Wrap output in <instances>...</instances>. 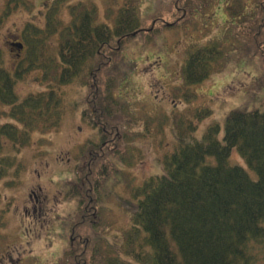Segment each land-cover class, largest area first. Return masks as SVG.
I'll return each mask as SVG.
<instances>
[{"label":"rangeland","instance_id":"374dc122","mask_svg":"<svg viewBox=\"0 0 264 264\" xmlns=\"http://www.w3.org/2000/svg\"><path fill=\"white\" fill-rule=\"evenodd\" d=\"M8 1L0 0L4 68L19 64L9 39L25 42L28 25L42 30L35 35L34 52L26 50L24 55L28 53V59L36 55L44 67L38 61L36 69L23 75L16 82V94L25 101L54 92L61 95L63 111L58 128L35 131L25 144L4 141L0 161H9L0 177V264H78L68 252L72 254L75 242L92 238V227L110 243L116 242L132 222L136 194L150 178L165 173V157L180 147L182 138L201 139L215 123L222 125L223 135L230 111L264 103V31L255 33L260 0H191L198 11L184 20L173 8L176 0H143L142 27L156 22L158 32L139 29L127 35L123 47L114 37V49H107L105 56L95 46L94 56L91 53L69 75L66 71L73 66L63 62L61 49L67 50L62 45L77 35L79 20L88 16L93 29L107 27L113 32L120 10H128L133 0H20L14 10ZM167 6L165 11L171 14L158 17V7ZM235 6L238 15L232 16ZM51 28L57 30L52 33ZM195 45H216L222 56L208 80L190 86L182 67ZM106 99L115 103L111 125L107 117H97ZM129 109L136 119H130ZM10 110L0 104V125L22 128L7 115ZM205 110L212 112L206 115ZM101 142L111 143L99 153L87 150L90 143ZM231 162L248 169L237 151ZM89 174L96 181H89ZM90 182L98 198L92 195ZM67 191V196L61 195ZM81 246L76 255L83 253L85 245ZM260 247H249L255 264H264ZM92 251L85 249L86 261L81 264H92Z\"/></svg>","mask_w":264,"mask_h":264},{"label":"trees","instance_id":"16d2710c","mask_svg":"<svg viewBox=\"0 0 264 264\" xmlns=\"http://www.w3.org/2000/svg\"><path fill=\"white\" fill-rule=\"evenodd\" d=\"M134 1L130 3L131 7L128 5V10H120L113 32L107 27L92 30L88 16L82 22L79 20L81 25L75 27L77 35L72 38L73 44H63L62 48L67 46V50L61 49L63 62L73 66V69L68 67L67 75L77 65L83 64L86 57L96 53L94 33L100 42L101 55L105 56L107 49H114L111 43L114 37L119 38L123 47L127 43V35L133 36V32L142 28L141 0ZM181 2L176 0L181 20L198 11L191 0ZM257 8L255 33L258 36L259 31H264V0H260ZM167 9L170 8L158 7V13L154 14L158 17L171 14L165 11ZM238 10L233 7L232 16H237ZM78 18L81 19L80 16ZM35 30L28 25L25 31L28 53L34 52L35 34L42 31ZM51 30L53 33L57 29ZM28 53L25 60L8 70L3 67L4 50L0 48V104L10 106L7 115L23 124L22 128L11 123L0 125V152L5 148L7 138L16 144H25L33 132L59 127L63 111L61 95L53 92L22 101L16 94V82L36 69L37 62L41 61L36 55L35 59L32 56L28 59ZM221 56V50L216 45L193 46L182 67L185 82L193 86L208 80ZM114 104L111 99L102 100V110L97 109L100 113L97 117H107L109 125L113 122L110 113ZM129 111L130 119H136ZM210 112L205 110L206 115ZM85 113L89 115V111ZM96 120L101 122L98 118ZM181 141L179 148L166 155L165 173L150 178L136 194L138 202L134 206L137 208L122 236L110 243L92 227V238H83L78 244H72V254L68 252L71 259L81 264L86 261L83 257L85 249L91 247L94 250L89 260L92 264H255L250 245L260 244V248L264 249V103L253 109L246 106L230 111L225 119L223 135L222 125L215 123L201 139L187 142L182 138ZM110 143L105 146L102 142L99 145L90 143L88 147L91 148L87 150L99 153L106 150ZM234 151L246 161L248 169L232 164ZM7 160L0 161V177L7 172L4 164ZM92 162L95 163L94 160ZM81 245H85L83 253L76 255Z\"/></svg>","mask_w":264,"mask_h":264},{"label":"flooded vegetation","instance_id":"af4514ba","mask_svg":"<svg viewBox=\"0 0 264 264\" xmlns=\"http://www.w3.org/2000/svg\"><path fill=\"white\" fill-rule=\"evenodd\" d=\"M18 41H21L20 39L18 40H13V39H9V45H10V47L12 48L11 49V51L12 52H14V54H15V56H16V61L17 62H19L20 60H23V58H24V54H25V50H26V45L24 46V49L23 50H19L17 47H15V46H13V44L14 43H16V42H18ZM16 63V62H15ZM93 176H91L90 178H92ZM93 183L94 182H90V184H92V191H91V193H92V195L93 196H95V197H97V190L96 189H94V187H93ZM80 187H81V185H79ZM85 186V183L83 184V187ZM83 187H81V188H83ZM88 192V191H87ZM36 193V192H35ZM89 193H90V190H89ZM81 194L82 195H84V192H81ZM88 194V193H87ZM62 196H64L65 195V193L64 192H62V194H61ZM58 198V197H57ZM93 200H95L94 198H92ZM93 200H91L92 201V203H93ZM76 211H78V210H76ZM82 215H84V217H86L87 216V214H85V209H83L82 210ZM94 217L95 218H98V216H97V214L96 213H94ZM56 216H61V215H58V214H56ZM97 216V217H96ZM85 222V221H84ZM83 223V222H82Z\"/></svg>","mask_w":264,"mask_h":264}]
</instances>
